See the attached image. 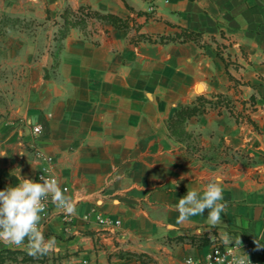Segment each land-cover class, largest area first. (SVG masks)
I'll use <instances>...</instances> for the list:
<instances>
[{"label": "crops", "instance_id": "1", "mask_svg": "<svg viewBox=\"0 0 264 264\" xmlns=\"http://www.w3.org/2000/svg\"><path fill=\"white\" fill-rule=\"evenodd\" d=\"M81 7L129 27L90 18L59 38L61 15ZM185 30L200 41H161ZM219 95L228 106L171 127ZM36 148L76 209L65 229L52 208L43 264H184L205 250L193 236L264 242V0H0V190L36 181ZM217 179L222 223L205 210L177 224L178 200Z\"/></svg>", "mask_w": 264, "mask_h": 264}, {"label": "clouds", "instance_id": "2", "mask_svg": "<svg viewBox=\"0 0 264 264\" xmlns=\"http://www.w3.org/2000/svg\"><path fill=\"white\" fill-rule=\"evenodd\" d=\"M0 153V157L6 156ZM23 155V154H21ZM172 183L178 186L177 181ZM223 187L217 179L208 182L202 192L188 189L186 195L181 197L175 205L178 212L177 224L189 222L191 217L203 216L207 210V222L215 228L222 223L221 214L226 213V204L223 203ZM50 202L62 214L73 215L76 212L73 199L61 189L55 179L42 175L40 182L19 176L15 186H7L0 190V243L9 247L26 249L27 254L34 258L47 255L57 245L55 237H46L42 225L43 214L47 211ZM221 235V242L240 246L239 237L233 239L229 233ZM250 264L246 255L234 257L232 264ZM213 264L212 257L209 258ZM185 264H196L189 257ZM215 264H223V260L215 258Z\"/></svg>", "mask_w": 264, "mask_h": 264}, {"label": "trees", "instance_id": "3", "mask_svg": "<svg viewBox=\"0 0 264 264\" xmlns=\"http://www.w3.org/2000/svg\"><path fill=\"white\" fill-rule=\"evenodd\" d=\"M128 8L131 11H134L131 6L127 4ZM139 14H142V12H139ZM62 20L60 23V34L59 38L63 37L67 30L70 27L77 26V25H82L85 23L87 19L90 18H97L100 20H105L109 21L112 23L115 27L118 28H128L129 27V22L128 20H123L113 14H102L96 11L91 10L88 7H81L78 9L76 12L72 11L70 9H66L65 12L61 15ZM202 35L199 33L195 32H189V31H183L181 34H178L176 36H161V41L162 42H169V41H174L178 39H182V41L186 40H195L196 42L200 41ZM58 39V38H57ZM60 40V39H59ZM58 40V41H59ZM224 59V57H222ZM228 65V63H227ZM232 79V77H231ZM230 100L225 96V95H219L215 99H206L203 97H199L196 102H193L192 104L186 105L183 108L179 109L175 117L173 118L171 122V127L176 128L178 126H181L184 124L189 118L193 116L200 115L206 111V106L209 104L212 107H217V106H228ZM192 242L197 245V246H205L211 243V240L207 236H202V237H191ZM252 246L256 249L259 257L264 260V242H259L256 240H251L250 241ZM24 254L26 255L27 253L25 251H20V250H3L0 252V264H8V262H4V258L6 257L5 255H18V254ZM28 255V254H27ZM29 256V255H28Z\"/></svg>", "mask_w": 264, "mask_h": 264}, {"label": "built area", "instance_id": "4", "mask_svg": "<svg viewBox=\"0 0 264 264\" xmlns=\"http://www.w3.org/2000/svg\"><path fill=\"white\" fill-rule=\"evenodd\" d=\"M168 2V0H166ZM42 132L41 126H34L33 127V133L35 136L40 135ZM35 156L41 160L42 165L39 168L37 175H36V181L40 182V177L42 175H45L46 177H50L52 179H55L57 182V178L53 174V166H54V159L52 156L46 155L41 149L36 148L34 150ZM1 187V186H0ZM47 203V211L43 214L42 219V225L49 221L51 218L52 208L54 207L53 204L50 202ZM92 213L95 215V218L99 224L106 228L110 227H119L122 225V221L120 219H113L109 216H105L103 214L98 213L96 210H93ZM85 220L89 219V216L84 217ZM64 222H65V229H68V224L74 222V217L72 215H66L64 216ZM233 239L237 238L235 236H232ZM241 245L240 246H234L230 245V247L225 246L221 242V235H215L211 237V243L205 246V250L202 253H199L197 255H191L187 256L184 259L185 261L191 257L196 262V264H211L210 257H212L213 264H215V258H219L223 260V264H232L233 258L238 257L240 255H246L249 259L250 264H264V260L261 259L256 251V249L252 246L250 241H247L243 238H240ZM83 263H87V261H84ZM246 264H247V258H246Z\"/></svg>", "mask_w": 264, "mask_h": 264}, {"label": "rangeland", "instance_id": "5", "mask_svg": "<svg viewBox=\"0 0 264 264\" xmlns=\"http://www.w3.org/2000/svg\"><path fill=\"white\" fill-rule=\"evenodd\" d=\"M211 240V239H210ZM4 262H8V264H43L42 259L34 258L32 256L24 255H5ZM1 260V259H0Z\"/></svg>", "mask_w": 264, "mask_h": 264}]
</instances>
